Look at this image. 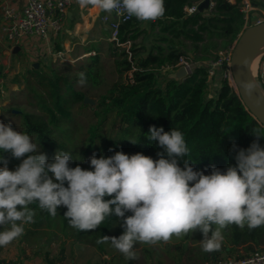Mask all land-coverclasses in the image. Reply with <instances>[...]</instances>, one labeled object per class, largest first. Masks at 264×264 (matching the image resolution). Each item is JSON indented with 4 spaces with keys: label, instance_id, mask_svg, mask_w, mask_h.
<instances>
[{
    "label": "trees",
    "instance_id": "obj_1",
    "mask_svg": "<svg viewBox=\"0 0 264 264\" xmlns=\"http://www.w3.org/2000/svg\"><path fill=\"white\" fill-rule=\"evenodd\" d=\"M195 1L164 0L162 18L141 21L133 17L120 23L117 39L95 42L87 51L95 53L89 55L85 65L67 64L75 69L73 75L58 67H31L25 73V100L14 99L1 108L0 122L28 134L38 146L39 152L34 154H46L48 162L54 161L58 151L69 153L70 168L94 170L90 165L93 155L108 158L120 151L158 160V153L164 149L157 141L148 139L153 125L163 127L165 132L177 129L183 134L189 149L184 159L195 171L210 175L213 167L226 172L229 166H236L239 149H248L257 141L251 130L260 128L264 133V127L246 109L235 87L223 75L226 62L212 77L208 75L206 62L221 58L220 52L234 43L246 25L252 24L251 15L247 20L241 0L235 3L213 0L211 12L208 9L185 12V6ZM126 44H130L128 48ZM181 56L195 62L192 72L181 80L163 76L164 67L174 65ZM217 77L219 87L213 94L209 91V79ZM258 77L264 89L261 69ZM90 95L96 97L94 104L84 101ZM258 143L264 148V137ZM233 144L237 145L235 151ZM0 156L9 160L8 168L13 171L27 158L15 159L3 152ZM178 163L183 168L184 160L178 159ZM3 166L0 162V167ZM29 208L34 212V222L25 224L21 235L28 244L53 230L49 233L52 239L60 231L81 243L90 240L104 250V243L98 244L97 240L108 236L114 223L120 220L113 215L93 231H79L65 218L64 206L58 207L54 217L42 210L38 202ZM132 214L126 212L125 216ZM3 229L0 225V231ZM222 235L219 251L203 252L201 244L190 247L200 264L244 257L264 248V226L250 230L247 225L241 229L232 224L222 230ZM185 238H189V233ZM174 246L179 254L188 248L185 243Z\"/></svg>",
    "mask_w": 264,
    "mask_h": 264
},
{
    "label": "clouds",
    "instance_id": "obj_2",
    "mask_svg": "<svg viewBox=\"0 0 264 264\" xmlns=\"http://www.w3.org/2000/svg\"><path fill=\"white\" fill-rule=\"evenodd\" d=\"M77 3L82 9L92 6L141 21H155L165 13L164 0ZM245 88L251 93L254 85L247 83ZM251 132L257 141L248 149H239L236 166H229L226 172L213 167L206 175L184 159L189 149L177 129L165 132L163 127H150L148 139L164 149L158 153V160L120 151L108 158L93 155L90 165L94 170H84L80 166L70 168L72 157L64 151H58L54 161L48 162L46 154H34L39 152L38 146L28 134L0 122V152L15 159L27 157L13 171L8 168L9 160L0 156L4 165L0 167V225L4 226L0 247L8 246L23 234L25 224L34 222L29 205L38 202L53 217L59 206L66 207L65 218L79 231L97 229L106 217L120 218L123 234L104 236L97 243L110 240L127 260L137 259L133 250L136 242L167 243L173 236L197 230L203 234V252L219 251L222 230L229 225L241 229L247 225L250 230L264 226V148L258 143L264 133L260 128ZM236 148L233 144L232 150ZM178 159L184 160L183 168ZM126 212L133 214L126 217Z\"/></svg>",
    "mask_w": 264,
    "mask_h": 264
},
{
    "label": "rangeland",
    "instance_id": "obj_3",
    "mask_svg": "<svg viewBox=\"0 0 264 264\" xmlns=\"http://www.w3.org/2000/svg\"><path fill=\"white\" fill-rule=\"evenodd\" d=\"M255 2L252 4L254 7L251 12L252 24L257 23L263 18L262 13L259 11L263 2L260 0H251L250 2ZM264 20V19H262ZM238 39V38H237ZM106 41H112L109 38ZM56 45V46H55ZM46 50V54L36 50L35 53L29 54V56H20L17 61L10 66V71L4 75L3 81L0 82V115L1 108L9 106L13 100L24 101L26 94V82L25 73L31 67H44L48 66V69L59 68L64 70L65 73H70L73 75L75 73L74 66H79L81 64H86L89 55L84 56L82 59L74 60L66 59L62 55H57V44ZM130 44H126L128 48ZM106 47V46H105ZM44 53V52H43ZM264 55V54H263ZM262 55V57H263ZM260 58L258 70L261 69V78L263 79L264 71V60ZM72 66H68L67 64ZM163 76L171 73L168 70H162ZM108 76L109 72H105ZM225 75V73H223ZM219 77V76H218ZM218 77L216 79H209V91L215 93L216 88L219 87ZM228 80L231 83L230 74L228 73ZM257 83L261 89V95L264 97V89L258 77V72L256 75ZM93 99L96 97L90 95ZM120 220L116 221L110 230L109 237H119L123 234L124 228L121 227ZM215 228V227H214ZM49 230L46 234L42 236H37L33 239L32 244H28L26 241L22 240V236L15 239L6 247H0V258H18L22 260H28L33 264H200L201 261L197 254L191 250V246H196L201 244L203 239V234L197 230L196 232L189 233V238L186 236L176 237L173 236L172 239L165 243L163 241L156 244H147L136 242L134 245V251L137 255L135 260H127L118 250L111 246V241L104 243L101 250L96 244L92 243L90 240L87 242H78L72 235L65 236L57 231L58 235L54 236L52 239ZM52 239V240H51ZM51 240V241H50ZM187 244L188 248L184 253L179 254L175 248V244Z\"/></svg>",
    "mask_w": 264,
    "mask_h": 264
},
{
    "label": "built area",
    "instance_id": "obj_4",
    "mask_svg": "<svg viewBox=\"0 0 264 264\" xmlns=\"http://www.w3.org/2000/svg\"><path fill=\"white\" fill-rule=\"evenodd\" d=\"M76 0H24L22 8L16 7L10 1H6L4 12L0 21V38L6 41L10 49L17 45H32L35 41L40 45L41 50H49L55 45L57 36L63 29V24L67 18L69 8ZM204 0H196L192 5L185 6V12L192 14L198 10L199 4ZM244 0L243 10L247 20L250 19V12L254 2ZM215 2L210 0L208 11L211 12ZM252 5V6H251ZM264 19V5L259 8ZM133 17L118 15L116 11L102 16V21L110 31V40L117 39L120 23L128 21ZM259 20L258 22L262 21ZM152 21V20H148ZM237 40V39H236ZM234 43L226 50L220 52L221 58L206 62L208 75L212 77L217 74V70L226 62L225 76H231L230 61ZM42 52V51H40ZM184 65L189 74L192 72L195 62L188 57L181 56L174 65H167L163 70L174 72L178 67ZM264 75V71H263ZM264 77V76H263ZM264 80V78H263ZM0 264H33L28 260L18 258H0ZM205 264H264V248L255 250L250 255L244 257L220 258Z\"/></svg>",
    "mask_w": 264,
    "mask_h": 264
},
{
    "label": "crops",
    "instance_id": "obj_5",
    "mask_svg": "<svg viewBox=\"0 0 264 264\" xmlns=\"http://www.w3.org/2000/svg\"><path fill=\"white\" fill-rule=\"evenodd\" d=\"M6 1L0 0V21ZM8 1L19 8H22L24 3V0ZM236 1L238 0H229L231 3H235ZM241 1L244 3V0ZM260 2H263V0H260ZM254 4L256 3L254 2ZM105 14L109 13L92 6L82 9L76 0L69 8L63 29L55 41L57 43V55H62L66 59H73L74 61L95 53L94 51H87L95 42L105 40L110 35L108 27L102 21V16ZM17 46L20 47L19 50L17 53H13L14 47L10 49L8 43L0 38V82L3 81L2 77L10 71V66L20 56H29L32 52L35 53L36 50L42 51L43 55L45 54V51L39 49L40 45L37 44V41L32 43V45Z\"/></svg>",
    "mask_w": 264,
    "mask_h": 264
},
{
    "label": "water",
    "instance_id": "obj_6",
    "mask_svg": "<svg viewBox=\"0 0 264 264\" xmlns=\"http://www.w3.org/2000/svg\"><path fill=\"white\" fill-rule=\"evenodd\" d=\"M210 0L202 1L198 6V11L202 12L208 8ZM264 36V20L246 25L239 34L231 53L230 71L233 83L230 85L235 87L246 109L255 117V119L264 127V106L257 98L255 90L251 93L245 88V84L252 83L249 73L246 71L245 55L250 42ZM19 46H15L13 53H17ZM189 75L187 68L182 65L169 76L176 80H181ZM253 84V83H252ZM86 103L94 104L95 100L89 96L84 98Z\"/></svg>",
    "mask_w": 264,
    "mask_h": 264
},
{
    "label": "bare ground",
    "instance_id": "obj_7",
    "mask_svg": "<svg viewBox=\"0 0 264 264\" xmlns=\"http://www.w3.org/2000/svg\"><path fill=\"white\" fill-rule=\"evenodd\" d=\"M264 54V36L250 42L245 55V67L246 71L249 73L252 83L254 85V90L257 98L264 106V97L261 95V89L257 83L256 75L258 72V65L260 58ZM230 79L233 81L232 76Z\"/></svg>",
    "mask_w": 264,
    "mask_h": 264
}]
</instances>
